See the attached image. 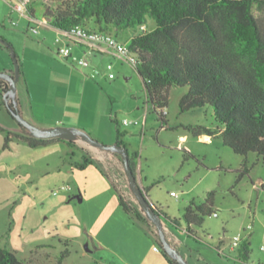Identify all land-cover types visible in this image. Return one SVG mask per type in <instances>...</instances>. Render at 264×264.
Returning a JSON list of instances; mask_svg holds the SVG:
<instances>
[{
    "label": "rangeland",
    "instance_id": "rangeland-1",
    "mask_svg": "<svg viewBox=\"0 0 264 264\" xmlns=\"http://www.w3.org/2000/svg\"><path fill=\"white\" fill-rule=\"evenodd\" d=\"M18 1L0 0V61L7 59L14 72L19 67L20 114L41 129L80 128L101 146L79 137L78 142L60 138L32 147L12 136L5 148L7 134L18 132L19 121L1 93L0 246L26 264H59L66 249L70 254L62 264H170L157 226L130 188L123 155L107 149L116 144L119 127L135 162L138 185L151 203L179 221L163 219V230L189 264H264V158L255 152L246 157L235 153L220 134L196 136L185 128L216 125L210 106L181 111L187 86L169 89V127L163 125L135 65L117 56L83 54L77 58L90 63L84 68L60 56L57 48L64 43H56L59 32L53 30L44 39L41 24L15 8ZM254 12L264 26V14L256 7ZM146 25L151 29L156 21L149 18ZM135 31L128 28L117 37L128 43ZM3 39L12 43L17 62ZM60 73L84 94L81 116L65 113L61 97L69 90ZM73 90L70 101L79 96ZM50 96L57 105L44 112ZM124 119L137 123L126 125ZM186 151L194 157L186 158ZM86 158L90 163L81 168ZM245 158L250 170L238 180ZM63 185L71 189L61 190ZM211 192L212 212L187 231L185 208L192 200L205 202ZM238 235L242 240L234 246Z\"/></svg>",
    "mask_w": 264,
    "mask_h": 264
},
{
    "label": "trees",
    "instance_id": "trees-1",
    "mask_svg": "<svg viewBox=\"0 0 264 264\" xmlns=\"http://www.w3.org/2000/svg\"><path fill=\"white\" fill-rule=\"evenodd\" d=\"M255 7L264 14V0H33L28 5V15L59 30L80 25L117 36L120 31L135 28L137 33L129 42L130 48L137 58L136 68L144 80L148 102L163 125L169 127L166 117L169 89L187 86V92L180 99L181 111L210 106L216 125H186L185 128L196 136L220 134L235 153L246 157L255 152L264 158V26L262 19L255 15ZM149 18L156 21V26L142 29ZM3 40L17 62L12 43ZM9 88L10 83L0 78V94ZM7 109L13 117L20 112L17 97L8 98ZM18 125L23 132H9L5 148L9 147L12 136L32 147L60 139L37 138L20 122ZM117 134L116 144L125 147L129 167L135 174V162L119 127ZM188 157L194 155L186 151ZM88 163L90 159L86 158L80 167ZM249 170L245 158L238 170V180ZM213 196L211 192L200 204L192 200L185 208L187 231L192 225H201L204 216L212 212ZM121 204L132 211L123 197ZM149 206L162 219L169 218L180 225L150 201ZM69 254L66 249L59 264ZM243 254L245 259L249 258L247 245L243 246ZM164 255L170 264H179L166 251ZM0 264L26 263L0 246Z\"/></svg>",
    "mask_w": 264,
    "mask_h": 264
},
{
    "label": "water",
    "instance_id": "water-1",
    "mask_svg": "<svg viewBox=\"0 0 264 264\" xmlns=\"http://www.w3.org/2000/svg\"><path fill=\"white\" fill-rule=\"evenodd\" d=\"M0 78L7 80L10 83V88L7 92L4 93V97L6 100L8 98L16 99L17 97V81L19 79V67L17 66V70L14 73L7 72V71H0ZM15 118L24 125L30 133L37 138H61L65 140H76L77 138L81 137L85 141L95 145V146H101V144L93 139L86 131L77 128V127H67V126H57L49 129H41L27 120H25L20 112L14 113ZM107 149H110L114 152L120 153L123 155V160L126 168V172L129 177L130 181V188L136 195L139 203L145 210V214L151 220L158 228L165 251L168 253V255L174 259H176L179 264H189L185 258L179 254L177 249L171 245V243L167 240L165 236V232L163 230V219L162 216L158 213H156L153 209L149 206V200L147 196L145 195L144 191L141 189V187L137 183V179L133 171L129 167V157L127 154V151L124 146L115 144L113 146L108 147Z\"/></svg>",
    "mask_w": 264,
    "mask_h": 264
},
{
    "label": "built area",
    "instance_id": "built-area-1",
    "mask_svg": "<svg viewBox=\"0 0 264 264\" xmlns=\"http://www.w3.org/2000/svg\"><path fill=\"white\" fill-rule=\"evenodd\" d=\"M32 1L33 0H19L15 8L22 13L28 14V5ZM14 25H18V24L14 23ZM142 29H147V25H143ZM32 31L33 33H38V29L36 27H33ZM59 34L60 35L56 38V43L57 44L64 43V44L57 48V53L66 59H69L71 57L72 44L81 43L89 47H97V46L105 45L110 49H112L115 56L119 57L120 59L127 61L135 66L138 63L136 56L131 51L130 43L119 40L118 37L112 33L99 31V30H89L83 26L77 25L71 30H59ZM76 63L82 67H87L90 65L87 59L77 60ZM112 68H113V64L109 63L107 65V69L111 70ZM109 77L114 78L115 77L114 73L110 72ZM123 123L128 125L131 123H137V121H129L128 119H124ZM60 189L70 190L71 186L63 185ZM57 193L58 192L56 191L55 194ZM172 194L174 195L175 193L173 192ZM214 215H218V214L214 213ZM241 240L242 238L240 237V235H238L235 238L233 245L237 246Z\"/></svg>",
    "mask_w": 264,
    "mask_h": 264
},
{
    "label": "crops",
    "instance_id": "crops-1",
    "mask_svg": "<svg viewBox=\"0 0 264 264\" xmlns=\"http://www.w3.org/2000/svg\"><path fill=\"white\" fill-rule=\"evenodd\" d=\"M32 19V18H31ZM34 20V19H32ZM38 23L41 24V26L43 27L42 30V35L44 36V39H46V37H49L52 34L53 30H57L59 32V29L56 27L51 26L50 24L46 23V22H40L37 20H34ZM29 31V29L27 30ZM137 31H135V33L132 35V37L134 35H136ZM119 33H117L118 35ZM27 37V36H25ZM132 37H130L128 43L130 42V40L132 39ZM83 54H94V55H109L111 58L112 57H116L115 54L113 53L112 49H110L109 47L105 46V45H101V46H97V47H89L85 44H81V43H73L72 44V49H71V57L69 58V60H72L74 63L77 62L78 59L77 57L82 56ZM90 66V65H89ZM88 67V66H87ZM85 68V67H84ZM0 71H7V72H11L14 73V71L12 69H10V65L7 59H3L0 61ZM76 73L79 75V77H83L84 79H86V82H91L90 79L86 78L83 74H81L80 72L76 71ZM60 80L63 81L64 84H67L68 86H66L67 90H69L68 95L70 93V90H73L72 92H76L78 99H74V101H70L68 95L62 96V103H63V107H65V113H73L75 115H80L83 113V108H82V101L84 99V94L80 93L76 87V83H75V88H73L74 86H72V81L71 80H67L64 76V73H60ZM82 94V95H81ZM57 103H55V96H50V100H48L47 102L44 103L43 107H44V112H50L52 110H54V108L56 107ZM59 105V104H58ZM34 108V106H33ZM35 109V108H34ZM18 132L17 133H21L20 131V127L18 128ZM80 138H77L76 142L79 141Z\"/></svg>",
    "mask_w": 264,
    "mask_h": 264
},
{
    "label": "flooded vegetation",
    "instance_id": "flooded-vegetation-1",
    "mask_svg": "<svg viewBox=\"0 0 264 264\" xmlns=\"http://www.w3.org/2000/svg\"><path fill=\"white\" fill-rule=\"evenodd\" d=\"M0 91L2 92V90L0 89ZM30 132V131H29Z\"/></svg>",
    "mask_w": 264,
    "mask_h": 264
}]
</instances>
